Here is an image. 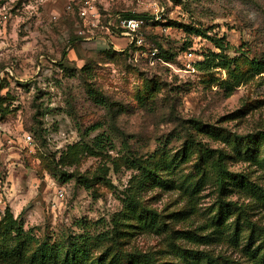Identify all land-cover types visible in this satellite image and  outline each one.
<instances>
[{
  "label": "clouds",
  "instance_id": "9594fccd",
  "mask_svg": "<svg viewBox=\"0 0 264 264\" xmlns=\"http://www.w3.org/2000/svg\"><path fill=\"white\" fill-rule=\"evenodd\" d=\"M259 128L264 0H0V264H260L235 210L213 231L215 172L193 195L180 164L220 150L264 226V136L236 139Z\"/></svg>",
  "mask_w": 264,
  "mask_h": 264
},
{
  "label": "trees",
  "instance_id": "16d2710c",
  "mask_svg": "<svg viewBox=\"0 0 264 264\" xmlns=\"http://www.w3.org/2000/svg\"><path fill=\"white\" fill-rule=\"evenodd\" d=\"M264 136V131H259V133L252 137H260ZM248 138V137H246ZM244 138V139H246ZM219 150L217 149H207L205 152L200 153V159L209 162V164L203 165V173L200 176V179L197 180L195 183H192V194L197 193L198 187L201 185V181L203 180L204 176L207 174L208 171H214L215 175L217 177L216 183H217V188L219 190L220 195H228V194H233V190L227 187L228 181L226 180V177L228 178H234L235 176L241 175V174H236L234 172H229L226 167H221V159L217 157L215 160L210 153L214 154L218 152ZM185 153V148L183 147L181 153H176L174 155V158L176 155H180ZM223 156V159L225 160L227 158V155H224L221 153ZM190 158V154H184L180 155V163L183 161H188ZM203 164V163H202ZM150 174L157 176L160 173L159 172H151ZM161 171H167V169H161ZM260 195H264V192H260ZM240 206L237 205V203H234L233 201H230L229 203L225 202H220L218 206V210L213 217V221L216 224V228L213 229V231L219 230V228L227 223V220L234 214L233 210H235L237 213L235 220L232 221L231 224V242L234 243V245H238L241 239L246 240V243L244 244V249H247L252 253L251 256H249V259H255L256 257H259V262L260 264H264V233H262L261 229H258L255 225H253L250 229V232L248 233L247 236H245L244 231H245V225L244 222H249L247 220V214L240 212L239 211ZM145 211L149 214H152L154 216H160L159 213L154 212L153 210L145 209ZM251 226V225H250ZM211 236V234H208ZM208 237L206 236H199L198 239L196 240L197 242H200L201 240H207ZM198 253V252H197ZM149 253H143V255H148ZM247 254V253H246ZM197 257H201L200 255L197 254ZM196 257V258H197ZM206 259L204 260V264H216L217 261H224V264H239L238 261H233L230 259H225V257H222L220 255L218 256H209V254L203 255ZM165 264H172L170 261H165Z\"/></svg>",
  "mask_w": 264,
  "mask_h": 264
},
{
  "label": "rangeland",
  "instance_id": "374dc122",
  "mask_svg": "<svg viewBox=\"0 0 264 264\" xmlns=\"http://www.w3.org/2000/svg\"><path fill=\"white\" fill-rule=\"evenodd\" d=\"M241 110H242L241 108H235L232 110V112H229L226 115L230 116V115H233L235 112L241 111ZM221 119H223V117H221ZM259 131H264V128H259L258 130L251 131V132L241 133L239 136L236 137V139L243 140L246 137L252 138V137L256 136L259 133ZM221 132H228V129L227 128H221ZM185 143H187V141ZM183 147L184 146L181 145L180 148L177 149L176 153H181ZM209 149H212V148H209ZM223 154L227 155V158L225 160H228V161L232 160V157L228 153H223ZM207 161H211V160H207ZM207 161H204L203 159L201 160L199 154H197L194 159H193L192 155H190V158L188 161H184V162L182 161L180 163V164L185 165L189 169V171L185 172V182L188 185V188H190L191 190H192V186H191L192 183H195L197 180H199L200 176L203 173V168H202L203 165L209 164V162H207ZM236 174H241V173H236ZM256 187L259 188V186H256ZM201 190H202V185H200L198 187L197 193H195L193 195L199 194V192ZM213 195H215L216 198L212 200V203L209 204L207 209H206V212L209 213V215L212 219L218 210V206H219L220 202L229 203L230 201H232V200H229L226 198L227 195H220L218 188H217L215 193H206L205 198L206 199L211 198ZM228 195H232V194H228ZM153 199H155V197H153ZM178 201H179V197H177L176 199H173L171 204L168 205L167 210H166L165 215H164V220L166 221V223L164 224V227L168 226L167 222H170L172 220V218H176L178 221L184 219L185 207L183 205L179 204ZM233 202L237 203L235 201H233ZM237 205H239V204L237 203ZM147 209L153 210L151 207H149ZM157 213H159V212H157ZM254 215H255V213L247 214V220L249 222H244V224H242V225H245L244 226L245 227V231H244L245 236H247L248 233L250 232L248 227L251 228L253 225H255L258 229H261L262 233H264V226L260 225L258 222L254 221L253 219L250 218V216H254ZM200 227H204V225H201ZM181 230H183V229H177V231H181ZM209 234H211V232H209ZM194 243H198V242L195 240ZM184 251L186 254L192 255L194 257V259L197 257V254L200 255L201 257H203V255H205V254H208L207 251H205L204 249L199 248V247L186 248ZM216 256H218V255H216Z\"/></svg>",
  "mask_w": 264,
  "mask_h": 264
}]
</instances>
